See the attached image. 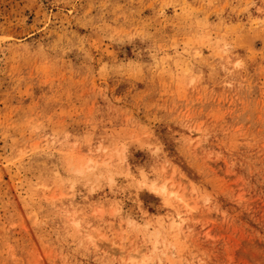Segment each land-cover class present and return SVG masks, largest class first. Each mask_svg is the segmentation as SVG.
I'll return each mask as SVG.
<instances>
[{"label":"rangeland","instance_id":"374dc122","mask_svg":"<svg viewBox=\"0 0 264 264\" xmlns=\"http://www.w3.org/2000/svg\"><path fill=\"white\" fill-rule=\"evenodd\" d=\"M0 264H264V0H0Z\"/></svg>","mask_w":264,"mask_h":264},{"label":"bare ground","instance_id":"6f19581e","mask_svg":"<svg viewBox=\"0 0 264 264\" xmlns=\"http://www.w3.org/2000/svg\"><path fill=\"white\" fill-rule=\"evenodd\" d=\"M163 187H165V186H163ZM166 188V187H165ZM164 190V189H163ZM174 225V224H173Z\"/></svg>","mask_w":264,"mask_h":264}]
</instances>
